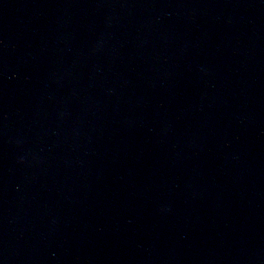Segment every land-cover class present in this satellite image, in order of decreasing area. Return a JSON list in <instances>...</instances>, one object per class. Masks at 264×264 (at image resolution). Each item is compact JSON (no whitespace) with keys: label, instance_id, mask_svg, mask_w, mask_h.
<instances>
[{"label":"water","instance_id":"95a60500","mask_svg":"<svg viewBox=\"0 0 264 264\" xmlns=\"http://www.w3.org/2000/svg\"><path fill=\"white\" fill-rule=\"evenodd\" d=\"M0 264H264V0H0Z\"/></svg>","mask_w":264,"mask_h":264}]
</instances>
